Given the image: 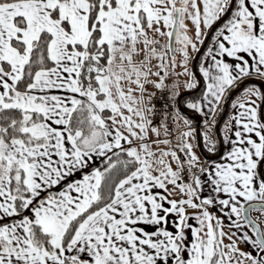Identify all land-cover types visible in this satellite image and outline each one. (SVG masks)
<instances>
[{
	"label": "snow or ice",
	"instance_id": "obj_1",
	"mask_svg": "<svg viewBox=\"0 0 264 264\" xmlns=\"http://www.w3.org/2000/svg\"><path fill=\"white\" fill-rule=\"evenodd\" d=\"M214 24L187 102L209 131L232 88L264 80V0H0V264H264V89L240 87L207 166L174 103Z\"/></svg>",
	"mask_w": 264,
	"mask_h": 264
},
{
	"label": "crops",
	"instance_id": "obj_2",
	"mask_svg": "<svg viewBox=\"0 0 264 264\" xmlns=\"http://www.w3.org/2000/svg\"><path fill=\"white\" fill-rule=\"evenodd\" d=\"M228 60H229V62H231V58H228ZM253 78L260 79L259 77H255V76L248 77L246 79H253ZM199 80L201 81V84L198 85V87L196 89H193L192 92H191V90H190V92H188V90H186L181 95H179V97L177 98V101L179 100L180 97L182 99L183 96H185V95H188L190 93H196L203 86L202 74H201V79H199ZM260 80H262V79H260ZM238 93H239V91L235 92L232 95V97L229 99V101L226 103V105H225V98L226 97L221 102L220 106L217 109L216 124L212 126V128L210 129V131L206 128V126L204 124V121L206 119H208V117H206L204 114H202V113H200V112H198L196 110H195V113L192 114L191 116H189L188 114L182 113L183 116H186L191 121L192 120L194 121V122H192V124L190 126L191 127H194L196 129V138L192 142L194 144V150H195L196 154L200 157V163L204 164L205 166H207V160L208 159H213V160L219 161L220 158L223 155V152L226 151V150H230V148H231V144L230 143H225L224 142V138H223L224 137V132L222 131V129H223V126H224L225 122H227L230 119L231 114L235 111V109L232 107V103L231 102H232V99L238 95ZM199 98H200V96L197 99H199ZM181 99H180V101H181ZM226 106H227V110H226ZM206 110L207 109H205V111ZM193 115H196L198 117L199 123H197V120L194 117H192ZM209 123H211V122L209 121ZM185 127L186 126L183 124V120L180 121V126L179 127H176L174 125V129H175L176 136L173 139H171V145H170V147L177 148V146L179 144V134H180L181 131L184 130ZM198 130L200 131L199 136H198ZM204 131H209V134L213 138L217 139V141H218V144H217V153H209L207 151V149L204 147V141H203V132ZM152 138L153 139H156L155 136H153ZM220 145L223 146V150H222V153L219 155ZM154 147H156V145H154ZM159 147L160 148H164L166 146L163 145V144H161V145H159ZM166 159H168L169 162L172 163L173 167H175V162L174 161H171L169 157H166ZM89 164H91L93 166H102V164H103V158L98 157V156H95L93 159H91L89 161ZM184 168H185V170H187V168H188L187 164L184 165ZM262 170H264V169H262ZM89 171H90V169H89ZM192 171L196 172L197 174H200L201 177H202V180L205 181L204 186H203L202 190L200 191V195L201 196H209V195L215 196L216 193L212 192L211 185L209 183H207V180H208L207 174L206 173H203V174L200 173L199 172V169H197V168H193ZM82 174L83 173L81 172V175ZM187 174H188V176L190 175V173H187ZM168 188H169V190H171L172 185L169 184L168 185ZM153 191H155V192H164V189H160L158 187H154L153 188ZM182 195L183 194L180 193L179 190L177 189L176 192L172 193V195H171L170 198H172V199H178ZM221 195H223V194H221ZM196 202L199 203L198 200ZM164 203L167 206V201H165ZM209 208H210V211L214 212L215 214H220L218 212V210L214 206H209ZM186 211L187 212H194L195 210L186 206ZM174 216H175V214L173 213V214H169V217H168V223H167L166 226L170 230H174V227H173L172 222H171L172 221V218ZM189 223L195 224V221L190 219L189 220ZM225 230L227 231V225H225ZM237 235H240V233H238ZM225 242H227V240ZM240 247L241 248H244L246 250H251V251H253L255 253V249H252L250 247V245H248V244H245V243L241 242L240 243Z\"/></svg>",
	"mask_w": 264,
	"mask_h": 264
},
{
	"label": "rangeland",
	"instance_id": "obj_3",
	"mask_svg": "<svg viewBox=\"0 0 264 264\" xmlns=\"http://www.w3.org/2000/svg\"><path fill=\"white\" fill-rule=\"evenodd\" d=\"M214 27H216V24H214L213 25V29L212 30H206V31H208L209 32V35H205L204 36V41H205V43L203 44V45H200L199 43H198V47L201 49V51L200 52H196V53H191V55H190V57H189V64H188V69H189V72H195V67H197V69H198V71H199V63H200V59L202 58V56H203V51H206L207 50V44H209L211 41H210V35L212 34V31L214 30ZM178 55V58H179V54H177ZM195 62H196V64H195ZM194 64H195V66H194ZM176 72H181V68L178 66L177 67V69H176ZM196 73V72H195ZM172 78V80H178L179 81V83H180V87H179V89H178V96L176 97V99H175V104H176V108H178L179 110H180V112L181 113H183L182 112V110H181V108H180V106L178 105V103H177V98L179 97V95H181L183 92H185L186 90H188V92H190V90H191V92H192V90L193 89H186L183 85H184V82H185V80L187 79V77L185 76V75H179V76H173V77H171ZM198 78V77H197ZM264 80L262 81V80H260V79H258V78H253V79H245L244 81H242L241 82V84L240 85H238L236 88H232L231 90H233V91H229L228 93H227V96H226V98H225V105H226V103L229 101V99L232 97V95L235 93V92H237V91H239V89H240V87H242L244 84H251V83H255V84H257L258 86H263V88L262 89H264ZM261 86V87H262ZM262 109H264V106H262ZM225 111V110H224ZM252 215L254 216V218L255 217H257L258 215H260L259 213H252ZM259 223H261V226L262 227H264V217H262L261 218V220L260 221H258Z\"/></svg>",
	"mask_w": 264,
	"mask_h": 264
},
{
	"label": "trees",
	"instance_id": "obj_4",
	"mask_svg": "<svg viewBox=\"0 0 264 264\" xmlns=\"http://www.w3.org/2000/svg\"><path fill=\"white\" fill-rule=\"evenodd\" d=\"M194 69H195L197 77L199 79H201V74L199 73L197 67H195ZM202 90H203V86L196 93H190L188 95L183 96V98L180 101V108H181L183 113L188 114L189 116L195 113L194 109L188 107L187 102L190 100L197 99L201 95ZM231 91H233V90H231ZM192 122H194V121L192 120Z\"/></svg>",
	"mask_w": 264,
	"mask_h": 264
},
{
	"label": "built area",
	"instance_id": "obj_5",
	"mask_svg": "<svg viewBox=\"0 0 264 264\" xmlns=\"http://www.w3.org/2000/svg\"><path fill=\"white\" fill-rule=\"evenodd\" d=\"M171 81H172V78H170V82ZM165 102H166V96H162L159 92H157L156 103H157L158 107H162V105ZM169 127H170V129H172L171 134H170V139H173L176 136V133L174 131V125L170 123ZM178 154L181 155L182 158H185V157H183V153L178 152ZM187 179H188L187 172H183L182 177H181V182L186 181Z\"/></svg>",
	"mask_w": 264,
	"mask_h": 264
},
{
	"label": "water",
	"instance_id": "obj_6",
	"mask_svg": "<svg viewBox=\"0 0 264 264\" xmlns=\"http://www.w3.org/2000/svg\"><path fill=\"white\" fill-rule=\"evenodd\" d=\"M215 28V27H214ZM195 64H196V62H195ZM195 64H194V66H195ZM262 86V85H261ZM262 88H263V86H262ZM180 99H181V97L179 98V100L177 101V103H178V105L180 106ZM226 110H227V106H226ZM226 113V112H225ZM191 116V115H190ZM192 117H194L196 120H197V123H199V119H198V117L196 116V115H193ZM199 133H200V131L198 130V136H199ZM222 150H223V146L222 145H220V152H219V155L222 153ZM254 218V217H253ZM259 223V222H258Z\"/></svg>",
	"mask_w": 264,
	"mask_h": 264
}]
</instances>
